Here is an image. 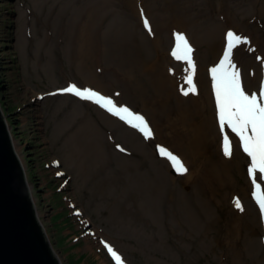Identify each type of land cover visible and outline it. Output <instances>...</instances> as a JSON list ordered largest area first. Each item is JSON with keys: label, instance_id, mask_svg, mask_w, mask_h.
<instances>
[{"label": "rangeland", "instance_id": "rangeland-1", "mask_svg": "<svg viewBox=\"0 0 264 264\" xmlns=\"http://www.w3.org/2000/svg\"><path fill=\"white\" fill-rule=\"evenodd\" d=\"M136 1L141 7V0ZM189 1L201 4L205 11L212 4L226 2V10L238 18L233 26L240 29L244 28L240 26V19L249 20L256 12L264 13V0L257 5L256 0ZM127 2L0 0V109L6 116L15 151L25 167L40 222L54 253L61 264H113L105 252L104 241H107L121 254L125 264H264V218L256 201L250 198L247 159L235 152L227 165L220 161L209 132V128L216 130L207 105L203 106L207 124L201 126L194 121L199 118L194 117L187 126V139L191 142L188 153L194 165L192 176L208 175L206 187L200 188L199 200L195 203L202 209L203 220L192 216L198 226L189 231L171 211L174 206L169 204L166 192L162 191L156 198L140 192L138 184L131 187L132 169L124 159L129 155L121 151L133 153L131 159L140 160L149 174L163 169L172 177L164 156L154 145L160 142L143 143L136 136L127 137L117 126L123 124L134 132L137 129L120 120L116 127L104 125L91 106H76L72 99H61L54 94L73 82L105 90L133 111L146 112L141 100L110 74H107L109 79L101 78L97 86L88 83L82 70L77 68L86 65L77 55L78 39L83 18L94 9L92 6L99 7L95 23H98L96 35L100 40L116 18L129 24L127 35H133L141 45L153 39L143 29L136 11L129 10ZM227 2L231 3L230 8ZM142 3L154 20L163 14L161 0ZM87 4L89 9L82 8ZM154 32L165 45H170L166 42L168 32L158 34L155 28ZM69 39L73 45H68ZM194 44L204 66L219 53L218 45L210 50L203 43ZM159 60L162 61L161 57ZM120 92L125 94L123 99ZM204 93L202 89V98ZM85 119L94 127H101L108 139L106 144L103 136L104 142L99 144L94 136H89L92 151L86 160L77 155L76 143H71V136L83 127ZM118 144L124 149H115ZM108 159L110 168L106 165ZM60 173H65V178ZM180 177H172L171 185L180 193L193 195V179ZM64 180L67 186H63ZM234 195L239 196L243 210L236 207ZM162 200L168 206H162Z\"/></svg>", "mask_w": 264, "mask_h": 264}, {"label": "bare ground", "instance_id": "bare-ground-1", "mask_svg": "<svg viewBox=\"0 0 264 264\" xmlns=\"http://www.w3.org/2000/svg\"><path fill=\"white\" fill-rule=\"evenodd\" d=\"M144 1L146 0H141L142 6L140 8L141 12L139 13L137 1L128 0L127 5L130 6L129 10L133 12L136 11L139 21L140 19L145 20L146 15L149 18L151 30L153 32L154 28L157 30L158 34H160L159 31L168 32L166 42L169 41L170 45H165L161 39L159 40L155 32L150 42L147 40L141 45L133 35H127L129 24L127 22L118 21L117 18L111 22L103 39L100 40L96 35L98 23H95L97 21L96 17L99 14V7L92 6L94 9L92 11L88 10L89 13L86 15L88 17L83 18V24L80 26L78 39L79 46L77 55L81 60H85L86 65L77 68L82 70V74L88 83H95L97 86L100 85L99 80L101 78L105 80L109 79L107 74H110L114 78V81H117L119 84L122 82L127 90L131 89L139 101L141 100L142 106L144 109H147L146 112L143 111L142 114L149 122L153 131L152 139L158 140L183 161L187 171L182 172L180 178L185 180L189 178L193 179L192 182L195 185L194 196L192 194L178 192V190L171 185L172 177L175 178L176 176L172 175V177H169L163 169H155L154 173L149 174L147 172L149 169L145 170L140 164V160L131 159L134 156L133 153H130L128 157L126 156L127 158H124L128 168L131 167L132 169V171H130L132 179L130 180L132 183L131 187L138 184L140 187L137 189L140 192L147 193L156 198L162 191L164 194L166 192L169 195V197H167L169 204L174 206V210L171 211H173V214L177 215L183 221L186 228L191 231V229L198 226V222L195 221L192 216L203 220L202 209H198L195 203L199 200V195L201 193L200 188L204 189L206 187L208 175L195 173L192 176L193 172L191 168L194 165L188 153V147L191 145V142L187 139L189 135L187 126L194 117L199 118L194 121H198L201 126L207 124L203 109V106L207 105L216 130V132H213L209 128V132L213 137V148L218 149V158L220 157V161L227 165L228 155L224 153L219 123L216 124L213 105L214 94L211 92V76L208 67L219 61V57L222 55L223 47L226 43L225 33L229 28L237 35L247 36V41H241L233 46L230 59L232 60V64H236L240 68L245 87L247 81L246 88L248 90L258 91L260 79L264 77V56H262L264 55V13L260 15L259 12H256L253 19H240V26L244 27L240 29L233 26V21L236 22L238 18L233 13L226 10V2H221L218 6L212 4L210 10L205 11L201 8V4H192L189 0H161L163 6L160 10L163 14L154 20L144 7L145 3H142ZM259 1L261 0H256L254 2L257 5ZM227 3L230 8L231 3ZM84 7L89 9L88 4L82 8ZM84 10L86 9L82 11ZM174 30L184 33L186 39H189L195 48L196 45L194 43L196 42L203 43L205 47L210 50L218 45L219 53L209 66H204L197 56L196 48L194 52L195 60H192L194 67L189 68L187 60L179 59L172 55L171 50L175 44V38L173 36ZM71 44L73 45V42L69 39L68 45ZM255 54L257 56H255ZM160 57L162 59L161 62L159 60ZM257 57H260V59H257ZM201 58L204 59L203 53H201ZM146 63L150 64L145 66ZM147 67L150 68L148 69ZM188 72L192 73L191 79L196 87V91L184 94L181 89L190 87L184 79ZM204 77L206 79L205 81L203 80ZM202 80L204 82L203 86ZM98 89L101 90L100 88ZM202 89L205 90L204 98H202L201 94ZM102 92L107 93L105 91ZM120 94L123 99L125 94L122 92ZM60 98H70L74 101L76 106L80 104H87L89 107L92 106L91 108L96 110L98 117L104 125L116 127V124H118L117 119L102 111L101 108L92 101L75 100L71 98L70 95L61 96ZM116 102L120 103L119 101ZM200 116H202L203 119H200ZM74 127H76V125L73 126L70 131H73ZM123 127V124L117 126L127 137L136 136L142 140L138 133ZM111 131L115 132L113 128ZM89 136H94L96 142H99V144H103L104 140L105 143L108 142L106 133H103L101 127H94L87 119L83 120V127L77 128L76 131H74L71 136V143H76L78 150L77 155L83 157L85 160L86 155L90 157V151H92V146L88 140ZM231 137L232 140L230 141L236 148H234L233 154L229 160L233 159L235 152L238 153L241 150L238 137H236L235 134ZM152 139L149 138L148 143H150ZM142 142L145 143L143 140ZM99 154L102 156L101 151H99ZM163 161L168 168L172 164L170 161ZM106 165L108 168L112 166L109 159L106 160ZM145 174L149 177L145 176ZM92 177L93 175L90 174L91 180ZM261 185L264 186L262 183ZM249 187L252 189L251 180H249ZM161 203L162 206H168L166 200H162ZM258 217L260 219L259 214ZM190 223H192L193 226Z\"/></svg>", "mask_w": 264, "mask_h": 264}, {"label": "snow or ice", "instance_id": "snow-or-ice-1", "mask_svg": "<svg viewBox=\"0 0 264 264\" xmlns=\"http://www.w3.org/2000/svg\"><path fill=\"white\" fill-rule=\"evenodd\" d=\"M144 25L146 28L148 27L147 20H144ZM173 36L175 44L171 50L172 55L187 60L189 68H193L192 48L185 34L174 30ZM225 40L223 53L219 57L218 63L209 68L223 149L225 155L231 154L230 134L234 133L238 137L239 147L249 159L247 174L252 184L251 195L259 207L261 217L264 218V186L257 182L258 174L264 177V77L260 79L258 91H246L241 85L238 69L233 67L230 70L229 65H232L230 57L233 46L241 41H247L248 37L237 35L229 28L225 33ZM191 76L192 73L188 72L184 77L190 85L188 88L181 89L184 94L196 91ZM57 91L73 93L77 97L93 101L138 129L145 138L153 135L149 122L140 112L133 111L126 104H117L109 95H104L91 87L78 86L73 82H69L66 87ZM228 129H230V133L226 134ZM117 147L119 148L120 145ZM156 148L161 156L167 157L171 161L177 172L187 171L180 158L166 146L158 144ZM236 207L243 210L238 198H236ZM104 244L115 264H124L121 254L107 241H104Z\"/></svg>", "mask_w": 264, "mask_h": 264}, {"label": "water", "instance_id": "water-1", "mask_svg": "<svg viewBox=\"0 0 264 264\" xmlns=\"http://www.w3.org/2000/svg\"><path fill=\"white\" fill-rule=\"evenodd\" d=\"M5 117L0 109V264H61L40 222Z\"/></svg>", "mask_w": 264, "mask_h": 264}, {"label": "trees", "instance_id": "trees-1", "mask_svg": "<svg viewBox=\"0 0 264 264\" xmlns=\"http://www.w3.org/2000/svg\"><path fill=\"white\" fill-rule=\"evenodd\" d=\"M9 119H10V117H9Z\"/></svg>", "mask_w": 264, "mask_h": 264}]
</instances>
